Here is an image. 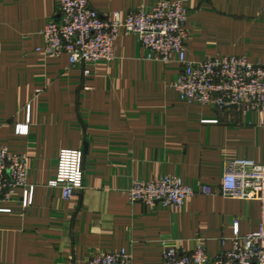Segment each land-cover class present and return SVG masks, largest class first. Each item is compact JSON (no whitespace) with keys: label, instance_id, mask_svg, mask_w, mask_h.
Returning a JSON list of instances; mask_svg holds the SVG:
<instances>
[{"label":"crops","instance_id":"1","mask_svg":"<svg viewBox=\"0 0 264 264\" xmlns=\"http://www.w3.org/2000/svg\"><path fill=\"white\" fill-rule=\"evenodd\" d=\"M88 1L101 15L123 18L162 0ZM170 1L187 10L188 60L235 55L264 63V0ZM58 3L0 0V145L26 158L33 186L25 207L22 188L0 202V264H87L121 249L133 264H163V243L181 252L201 245L213 258L230 248L234 222L239 235L257 230L259 201L219 189L228 161L264 163L258 112L232 117L182 101L171 85L175 59H148L123 28L111 60L70 65L65 54L47 57L41 31ZM61 149L83 150L82 189L68 199L49 185ZM165 175L210 193H195L179 209L129 201L133 183Z\"/></svg>","mask_w":264,"mask_h":264},{"label":"built area","instance_id":"2","mask_svg":"<svg viewBox=\"0 0 264 264\" xmlns=\"http://www.w3.org/2000/svg\"><path fill=\"white\" fill-rule=\"evenodd\" d=\"M186 21L187 10L181 1L162 0L150 10L135 9L121 18L119 13L101 15L89 6L88 0H59L55 15L41 31L43 47L39 50L49 58L65 54L70 65L111 60L118 30L123 28L137 37L147 50L148 59H175L180 71L171 85L182 101L210 105L218 113L232 117L257 111L264 124V63L235 55L188 60ZM18 131L26 132L27 125L19 126ZM26 176V158L0 145V202L12 200L16 189L22 188L21 204L29 205L33 186L26 184ZM49 185L60 187L65 199L82 189L83 150L59 151L56 175ZM219 191L226 198L259 201L257 230L239 235L234 222L230 248L213 258L201 245L191 252H181L176 246L163 243V264H264V163L249 159L228 161ZM195 193L209 194L210 189L186 186L174 175L139 181L127 190L130 202L178 209ZM87 264H133V259L130 251L121 249L98 253Z\"/></svg>","mask_w":264,"mask_h":264}]
</instances>
